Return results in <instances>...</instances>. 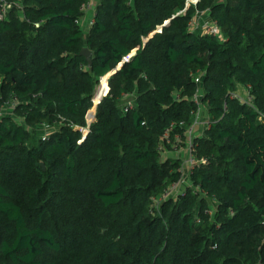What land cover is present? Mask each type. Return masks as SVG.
Masks as SVG:
<instances>
[{
  "label": "trees",
  "instance_id": "trees-1",
  "mask_svg": "<svg viewBox=\"0 0 264 264\" xmlns=\"http://www.w3.org/2000/svg\"><path fill=\"white\" fill-rule=\"evenodd\" d=\"M6 1L0 264H264V0Z\"/></svg>",
  "mask_w": 264,
  "mask_h": 264
},
{
  "label": "built area",
  "instance_id": "built-area-1",
  "mask_svg": "<svg viewBox=\"0 0 264 264\" xmlns=\"http://www.w3.org/2000/svg\"><path fill=\"white\" fill-rule=\"evenodd\" d=\"M193 2L195 3V1H193ZM13 6L20 8L19 1L15 2V3H9L6 0H0V20L4 19L6 17L7 13L9 12V10ZM91 8H92V5L90 2H88L87 4L82 6V10L84 12L90 10ZM90 23H91V21H90ZM189 29L193 30V31L196 30L198 33H203V34H208V35H212V36H216V37H221L220 29L218 28L216 23L209 16L206 18H201V17H198L195 15V17L193 18V20L189 24ZM129 56L125 57L124 59H128ZM108 77H109V75L100 78L99 85L97 87V90H96L93 98H92V104H93L92 115L90 118L87 117V123L88 124H89V122H91V120L94 117L96 106L100 103L102 98L104 96H106V94L108 92V86H107ZM194 81L196 84H199L200 83V77L199 76L196 77ZM231 96L236 97V94H232ZM194 101L198 105L197 112H196V119L197 120H195L194 123L187 130V134H188V141H187V146H186L187 157L184 160V165L186 166L187 171L189 170V166L194 163V160L192 157V140L191 139H192L193 134H194L195 124L197 125L200 122V117H199V121H198V114L200 112L199 96L196 95L194 97ZM10 105H11V107H13L15 105V103L13 102ZM129 107H131V101L130 100L127 101L125 110H127ZM3 110H5V109H3V108L0 109V115L1 114L3 115V113H2ZM182 124H183V122H180V125H182ZM205 124H206V122H205ZM169 131H170V128L165 130V136L168 135ZM82 133H83L82 138H84L86 133H87V128L83 129ZM42 139H45V137H43ZM177 188L178 187H176V185H172L170 190L177 189ZM169 195H170V192H166L165 194H163V198H165Z\"/></svg>",
  "mask_w": 264,
  "mask_h": 264
},
{
  "label": "crops",
  "instance_id": "crops-1",
  "mask_svg": "<svg viewBox=\"0 0 264 264\" xmlns=\"http://www.w3.org/2000/svg\"><path fill=\"white\" fill-rule=\"evenodd\" d=\"M96 1L97 0H91V2H93V4L96 3ZM92 11H93V9L86 11V13L84 14V16L81 19V22L83 21V24L85 25L84 27L86 29L88 28V26L90 24V21L92 20V15H93ZM196 16L201 17V18L208 17V15L206 13H197ZM204 128H205V121L200 120L199 126L196 127L195 135L196 136H201L203 134ZM201 130H202V134H198ZM181 150H184V149H181V148H179L178 150L174 149V151H171L168 154L171 155L172 157H179L180 156V158L183 159L186 156V154L184 155L183 153H181V155H179Z\"/></svg>",
  "mask_w": 264,
  "mask_h": 264
},
{
  "label": "water",
  "instance_id": "water-1",
  "mask_svg": "<svg viewBox=\"0 0 264 264\" xmlns=\"http://www.w3.org/2000/svg\"><path fill=\"white\" fill-rule=\"evenodd\" d=\"M80 54L83 55V56L86 58V60H87V62H88V65H90V64H91V59H90L91 52H90L89 50H87L86 48H83V49L81 50ZM118 68H119V66H118L115 70H113V71L111 72L110 75H112L113 73H115V71H116ZM41 166H42V168H43V164H42V163H41Z\"/></svg>",
  "mask_w": 264,
  "mask_h": 264
},
{
  "label": "rangeland",
  "instance_id": "rangeland-1",
  "mask_svg": "<svg viewBox=\"0 0 264 264\" xmlns=\"http://www.w3.org/2000/svg\"><path fill=\"white\" fill-rule=\"evenodd\" d=\"M82 24H83V21L81 22ZM83 26H85L84 24H83ZM241 94L243 93V91L240 89V91H239ZM92 111H93V109H91L90 111H89V113H92ZM2 113H8V111H5V110H3L2 111ZM88 113V114H89ZM205 112H204V110L203 111H201V120H203V119H205ZM204 121V120H203ZM201 129V128H200ZM198 134H202V130L198 133ZM181 153H183L184 155H185V150H181V152H180V154L179 155H181ZM167 155V154H166ZM162 157H165L164 155L162 156ZM180 157V156H179ZM185 183H186V181H185Z\"/></svg>",
  "mask_w": 264,
  "mask_h": 264
},
{
  "label": "bare ground",
  "instance_id": "bare-ground-1",
  "mask_svg": "<svg viewBox=\"0 0 264 264\" xmlns=\"http://www.w3.org/2000/svg\"><path fill=\"white\" fill-rule=\"evenodd\" d=\"M91 115H92V113H89L87 117H88V118H90V117H91Z\"/></svg>",
  "mask_w": 264,
  "mask_h": 264
}]
</instances>
